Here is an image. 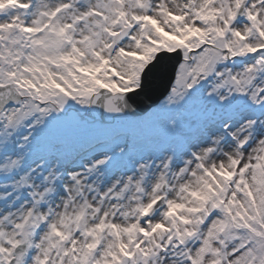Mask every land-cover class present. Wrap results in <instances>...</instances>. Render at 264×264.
I'll use <instances>...</instances> for the list:
<instances>
[{
	"label": "snow or ice",
	"instance_id": "6c2138e0",
	"mask_svg": "<svg viewBox=\"0 0 264 264\" xmlns=\"http://www.w3.org/2000/svg\"><path fill=\"white\" fill-rule=\"evenodd\" d=\"M0 264H264V0H0Z\"/></svg>",
	"mask_w": 264,
	"mask_h": 264
}]
</instances>
